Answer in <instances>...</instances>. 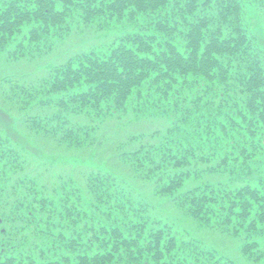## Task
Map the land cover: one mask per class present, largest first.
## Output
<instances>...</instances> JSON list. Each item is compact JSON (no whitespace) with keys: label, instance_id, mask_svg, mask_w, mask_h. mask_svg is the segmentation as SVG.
<instances>
[{"label":"trees","instance_id":"1","mask_svg":"<svg viewBox=\"0 0 264 264\" xmlns=\"http://www.w3.org/2000/svg\"><path fill=\"white\" fill-rule=\"evenodd\" d=\"M263 38L264 0H0V264H233L186 216L264 263Z\"/></svg>","mask_w":264,"mask_h":264},{"label":"rangeland","instance_id":"2","mask_svg":"<svg viewBox=\"0 0 264 264\" xmlns=\"http://www.w3.org/2000/svg\"><path fill=\"white\" fill-rule=\"evenodd\" d=\"M72 40L74 41L75 46H82V45L85 46L88 44V42L86 40H84L83 38H81V36L73 37ZM263 40H264V38H263ZM56 58H57V55L51 56V54H49V56L47 58L43 59L42 61H51V60L54 61ZM21 63H18L19 64L18 66L15 65L16 69H17V67H19L21 65ZM33 64H35V63H33ZM45 68H46L45 66L40 67V69L38 71H41ZM28 71H31V70L29 69ZM0 103H2L1 100H0ZM0 106H2V105L0 104ZM6 110L7 109L5 107H3V108L0 107V121H1L3 127L10 128V130H11L10 119H12V118H11V116L10 117L8 116L9 114L6 112ZM124 122L129 123L126 120H124ZM163 206H165V204H163ZM184 220H185L184 227H186L185 228L186 232L189 235L198 238L203 243V245H205L207 247L215 248V249H217V251L219 253L230 257L233 260V264H264L261 262L249 261L242 254V252L240 250L241 249L240 237L221 232L215 227L198 225L194 221L193 218L188 217V216H186V218H184Z\"/></svg>","mask_w":264,"mask_h":264}]
</instances>
